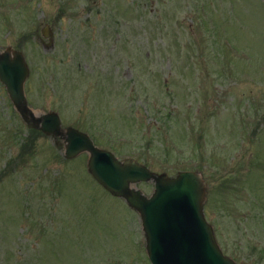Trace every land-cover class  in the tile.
<instances>
[{
    "label": "rangeland",
    "instance_id": "rangeland-1",
    "mask_svg": "<svg viewBox=\"0 0 264 264\" xmlns=\"http://www.w3.org/2000/svg\"><path fill=\"white\" fill-rule=\"evenodd\" d=\"M8 45L35 112L154 173L203 172L225 254L264 264V0H0ZM12 106L0 83V264H150L139 214L88 155L66 159Z\"/></svg>",
    "mask_w": 264,
    "mask_h": 264
},
{
    "label": "water",
    "instance_id": "water-1",
    "mask_svg": "<svg viewBox=\"0 0 264 264\" xmlns=\"http://www.w3.org/2000/svg\"><path fill=\"white\" fill-rule=\"evenodd\" d=\"M26 63L24 54L12 47L0 51V81L16 110L28 127L61 138L64 157L74 158L84 152L90 155L88 169L92 176L141 215L152 264H235L223 254L203 213L206 184L201 174L181 172L173 178L156 175L135 161H119L110 151L96 147L85 133L64 129L57 113L36 116L24 89L29 76ZM143 181L155 184L150 197L133 187Z\"/></svg>",
    "mask_w": 264,
    "mask_h": 264
},
{
    "label": "flooded vegetation",
    "instance_id": "flooded-vegetation-1",
    "mask_svg": "<svg viewBox=\"0 0 264 264\" xmlns=\"http://www.w3.org/2000/svg\"><path fill=\"white\" fill-rule=\"evenodd\" d=\"M51 30H52L51 28H50V30L48 29V33L50 32V36L53 37V31H51ZM41 42L43 43L44 46H47V44H48V42H45L44 39H41Z\"/></svg>",
    "mask_w": 264,
    "mask_h": 264
},
{
    "label": "trees",
    "instance_id": "trees-1",
    "mask_svg": "<svg viewBox=\"0 0 264 264\" xmlns=\"http://www.w3.org/2000/svg\"><path fill=\"white\" fill-rule=\"evenodd\" d=\"M38 133V132H37ZM40 134V133H39Z\"/></svg>",
    "mask_w": 264,
    "mask_h": 264
}]
</instances>
